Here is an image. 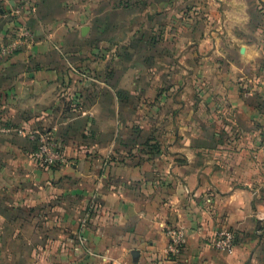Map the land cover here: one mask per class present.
Masks as SVG:
<instances>
[{
	"label": "crops",
	"instance_id": "crops-1",
	"mask_svg": "<svg viewBox=\"0 0 264 264\" xmlns=\"http://www.w3.org/2000/svg\"><path fill=\"white\" fill-rule=\"evenodd\" d=\"M19 1L0 45L19 22L34 44L0 61V125L68 162L0 134V264H264V0Z\"/></svg>",
	"mask_w": 264,
	"mask_h": 264
},
{
	"label": "built area",
	"instance_id": "built-area-1",
	"mask_svg": "<svg viewBox=\"0 0 264 264\" xmlns=\"http://www.w3.org/2000/svg\"><path fill=\"white\" fill-rule=\"evenodd\" d=\"M33 10L31 0H20L14 7L13 15L18 18L25 11ZM34 44L32 30L19 22L11 37L0 45V61L15 54L30 49ZM0 134H17L26 137L35 146L33 159L43 168L51 169L68 162L64 155L62 144L53 130L30 129L25 127L14 128L0 125ZM168 244L166 253L170 259H179L187 243V233L183 227H172L167 230ZM235 233L230 230H221L215 241L219 250L229 251L235 246Z\"/></svg>",
	"mask_w": 264,
	"mask_h": 264
},
{
	"label": "water",
	"instance_id": "water-1",
	"mask_svg": "<svg viewBox=\"0 0 264 264\" xmlns=\"http://www.w3.org/2000/svg\"><path fill=\"white\" fill-rule=\"evenodd\" d=\"M87 30H88V27H84V28L82 29V32L85 33V32H87Z\"/></svg>",
	"mask_w": 264,
	"mask_h": 264
},
{
	"label": "rangeland",
	"instance_id": "rangeland-1",
	"mask_svg": "<svg viewBox=\"0 0 264 264\" xmlns=\"http://www.w3.org/2000/svg\"><path fill=\"white\" fill-rule=\"evenodd\" d=\"M123 18V17H122ZM108 35V34H107Z\"/></svg>",
	"mask_w": 264,
	"mask_h": 264
}]
</instances>
